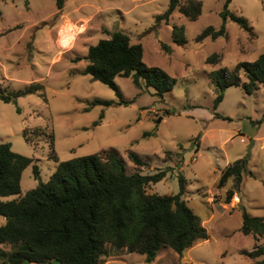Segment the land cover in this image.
Here are the masks:
<instances>
[{
  "label": "rangeland",
  "instance_id": "rangeland-1",
  "mask_svg": "<svg viewBox=\"0 0 264 264\" xmlns=\"http://www.w3.org/2000/svg\"><path fill=\"white\" fill-rule=\"evenodd\" d=\"M199 1L197 19L189 20L176 9L165 23L156 16L167 8L169 0H64L60 9L56 0H0V92L32 83L43 85L11 102L0 99V141L34 158L40 180L48 181L57 165L50 156L52 135L58 160L115 148L127 173H154L174 166L178 153L183 157L181 167H174L146 190L175 194L182 174L186 179L182 198L201 219L208 238L181 256L164 247L151 262H146L143 254L106 244L98 264H257L264 258L244 254L255 245H264V235H245L240 229L243 207L252 216L264 217V85L257 84L252 94H247L242 86L247 78L240 69V84L226 87L214 108L220 91L208 76L220 68L232 73L238 62L254 61L264 51V0H231L228 5L231 12L247 19L252 32L228 19L225 35L201 42L195 37L205 27H220L224 2ZM174 25L183 26L185 43L173 41ZM116 30L143 46L146 65L159 66L176 79L171 90L160 96L142 79L140 86L135 85L133 74L116 76L121 97L132 101L92 104L95 99H120L112 88L82 73L89 45ZM72 36L70 45L64 47L61 41ZM214 52L221 53V60L209 63L207 57ZM76 57L80 59L74 61ZM101 113V122L93 125ZM251 140L254 143L249 150ZM128 150L145 159L146 165L131 162ZM167 151L172 154L166 155ZM242 157L248 158L246 172L240 190L228 200L226 191L233 187V179L217 187L218 177L228 163ZM38 181L32 165L27 166L20 194ZM21 264L60 263L24 260Z\"/></svg>",
  "mask_w": 264,
  "mask_h": 264
},
{
  "label": "trees",
  "instance_id": "trees-1",
  "mask_svg": "<svg viewBox=\"0 0 264 264\" xmlns=\"http://www.w3.org/2000/svg\"><path fill=\"white\" fill-rule=\"evenodd\" d=\"M223 2L220 27H205L195 37L196 41L225 35L228 19L252 32L245 17L228 9L231 0ZM63 3L64 0H56L57 8H62ZM176 9L189 20H195L201 14V1L169 0L167 8L156 16V20L168 23ZM171 36L177 44L186 42L183 26L174 25ZM162 47L168 49L166 45ZM84 57L88 63L82 73L109 86L120 97L117 102L95 99L92 104H128L132 101L121 97L114 81L116 76L133 74L135 85L140 86L142 79L160 96L171 90L176 82L163 68L146 65L143 46L132 43L121 30L89 45ZM78 59L80 57L74 61ZM220 60L221 53L217 52L207 57L209 63ZM240 69L247 78L242 83L244 91L252 94L257 84L264 85V51L254 61L238 62L232 73L220 68L208 74L220 91L214 99V108L222 100L226 87L240 84ZM41 88L42 84L32 83L22 89L2 91L0 99L11 102ZM216 115L220 116L219 113ZM102 117L103 113L93 125H98ZM25 138L29 141L26 134ZM199 138L200 134L197 144ZM50 145V156L57 165L48 181L43 182L34 158L13 151L9 143L0 141V215L5 217V223L0 225L2 264H21L24 260L32 263L57 260L60 264H98L105 254L106 244L143 254L146 262H151L164 247L181 256L186 249L208 238L201 219L182 198L186 183L182 174L178 175L179 191L175 194L149 193L146 190L149 184L162 180L174 167H181L183 157L179 153L174 166L159 168L154 173L144 174L137 170L127 173L126 163L115 148L60 161L53 149V135ZM165 153L172 154L169 151ZM127 156L136 166L147 163L132 150L127 151ZM247 162V157L238 158L221 170L217 187H224L230 178L233 179V187L226 191L228 200L240 190ZM29 165H32L34 177L39 181L22 195V172ZM15 195L14 198L3 199ZM240 229L245 235H264V217L252 216L243 207ZM244 254L250 258L264 255V245H255ZM257 264H264V258Z\"/></svg>",
  "mask_w": 264,
  "mask_h": 264
},
{
  "label": "water",
  "instance_id": "water-1",
  "mask_svg": "<svg viewBox=\"0 0 264 264\" xmlns=\"http://www.w3.org/2000/svg\"><path fill=\"white\" fill-rule=\"evenodd\" d=\"M253 143H254V141L253 140H251L250 141V144L248 145V149L250 150L251 149V147L253 146ZM194 146V145H193ZM189 147L188 149H185L184 150V152H186V151H191L194 147ZM196 147H198V145H196ZM182 155H183V153H182ZM239 206H240V208H242L243 206L241 205V204H239Z\"/></svg>",
  "mask_w": 264,
  "mask_h": 264
},
{
  "label": "bare ground",
  "instance_id": "bare-ground-1",
  "mask_svg": "<svg viewBox=\"0 0 264 264\" xmlns=\"http://www.w3.org/2000/svg\"><path fill=\"white\" fill-rule=\"evenodd\" d=\"M73 36H74V34H73ZM73 36H72V38H69V39H63V40L61 41V44H62L64 47H68V46L70 45V43H71V40L74 39Z\"/></svg>",
  "mask_w": 264,
  "mask_h": 264
},
{
  "label": "crops",
  "instance_id": "crops-1",
  "mask_svg": "<svg viewBox=\"0 0 264 264\" xmlns=\"http://www.w3.org/2000/svg\"><path fill=\"white\" fill-rule=\"evenodd\" d=\"M3 199H7V197H4ZM5 223V217L0 215V225ZM0 247H3V245H0ZM1 259V257H0ZM1 264H2V259H1Z\"/></svg>",
  "mask_w": 264,
  "mask_h": 264
},
{
  "label": "built area",
  "instance_id": "built-area-1",
  "mask_svg": "<svg viewBox=\"0 0 264 264\" xmlns=\"http://www.w3.org/2000/svg\"><path fill=\"white\" fill-rule=\"evenodd\" d=\"M241 141H245V139L243 137L240 138Z\"/></svg>",
  "mask_w": 264,
  "mask_h": 264
}]
</instances>
